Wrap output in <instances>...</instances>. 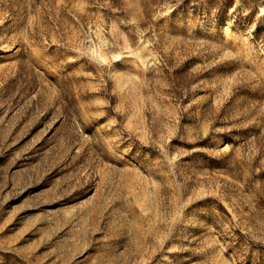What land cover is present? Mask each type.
Returning a JSON list of instances; mask_svg holds the SVG:
<instances>
[{"label":"rangeland","instance_id":"374dc122","mask_svg":"<svg viewBox=\"0 0 264 264\" xmlns=\"http://www.w3.org/2000/svg\"><path fill=\"white\" fill-rule=\"evenodd\" d=\"M0 264H264V0H0Z\"/></svg>","mask_w":264,"mask_h":264}]
</instances>
